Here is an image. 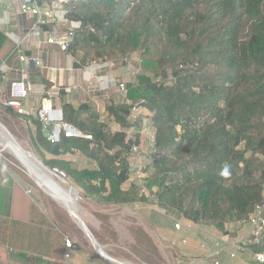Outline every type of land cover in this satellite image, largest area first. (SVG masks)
I'll use <instances>...</instances> for the list:
<instances>
[{
  "label": "trees",
  "instance_id": "obj_1",
  "mask_svg": "<svg viewBox=\"0 0 264 264\" xmlns=\"http://www.w3.org/2000/svg\"><path fill=\"white\" fill-rule=\"evenodd\" d=\"M63 5L67 20L81 24L69 53L82 64L114 65L129 64L137 55V71L124 83L125 103L107 110L123 130L112 133L89 107L65 105V123L92 139L62 136L53 144L40 132L39 145L58 158L37 153L44 165L64 172L94 205L154 203L219 233L230 223H248L264 205V0H63ZM4 65L21 69L15 45L0 30V70ZM140 102L150 117L136 123L129 138L128 103ZM0 122L7 126L1 117ZM34 123L40 131L38 117ZM145 127L152 129L154 152L141 188L128 184L135 173L129 156L134 146L142 147ZM77 153L87 165L69 159ZM0 179L4 189L3 169ZM20 196L13 190L0 215L16 216ZM83 218L91 231L85 212ZM95 219L110 230L95 233L100 243L123 241L145 260L158 251L139 227L123 239L110 217ZM60 247L59 259L65 241ZM250 249L264 255V237Z\"/></svg>",
  "mask_w": 264,
  "mask_h": 264
},
{
  "label": "crops",
  "instance_id": "obj_2",
  "mask_svg": "<svg viewBox=\"0 0 264 264\" xmlns=\"http://www.w3.org/2000/svg\"><path fill=\"white\" fill-rule=\"evenodd\" d=\"M55 1L37 0L43 11L53 10L57 12V16L48 19L45 24H37V17L21 12L23 0H0V19L6 18L8 22L7 25L0 27V30L15 45L17 51L15 40L21 41L20 49L27 59L26 63L20 61L21 69L19 70L10 69L6 65L1 67L0 105L6 108L5 102L13 99V83L26 80L31 91L26 98L20 100L23 114L10 116L17 119L22 126L28 125L31 138L33 137L32 142L33 139L36 140V142L34 140V144L32 143L34 148L37 153H42L46 160H57L58 158L47 153L38 143L40 132L48 140L51 134L42 124H40L39 131L34 123V120L37 119L38 110L45 101H50L55 108L62 110L65 105L76 109L89 107L97 114L102 115L100 121L106 124L112 133L120 132L123 129L112 117L108 116L107 110L125 103V96L117 83L133 81L135 79L132 77L134 71H137L131 65L128 67L129 73L127 74L116 69L113 63L91 62L82 64L79 56L75 57L57 45L48 44L49 38H60L72 27V22H66L59 15L62 10V2L59 1L55 4ZM36 61L40 62L39 66ZM128 76L130 78L126 80ZM128 104L131 105V103ZM12 111L20 114L15 110ZM145 117H150L148 111ZM131 129L124 130L128 136L132 132ZM146 135L150 137V141V131ZM80 154L77 153L69 159L74 158L76 160ZM82 157L87 164L85 157L83 155ZM74 159L72 161H75ZM4 189L0 188V197L3 198L4 202V205H0V209L3 211L6 206ZM85 201V213L93 212L112 217V214L117 215V211L121 210L130 216L132 223L145 232L158 250L165 254L166 258H162V262L159 260L157 264H261L254 258L257 253L250 249L253 244L240 248L241 244L250 236L251 226L249 223H230L226 226L224 233H219L187 220L176 211L150 203L135 206H98L91 204L87 199ZM18 211L26 214L24 207H18ZM0 216H5V214ZM22 216L24 217L15 221L20 223L21 229L27 230L29 221L25 215ZM30 219L32 220L31 216ZM181 220L183 226L178 230L175 225ZM190 225L191 227H189ZM77 227L80 232L73 235L78 239L80 246L77 247L75 243L76 248L70 252V258L66 264H118L117 262L153 264L154 259H157L154 256L150 257L152 251L147 260L143 259L132 250L130 251L123 241L116 245H109V243V246H106L100 243L94 235L106 255L114 260L110 261L98 253L86 234L78 225ZM117 232L119 233L118 230ZM20 235V243L26 245L29 242L26 234ZM122 236L124 235L122 234ZM40 238L45 245L44 241L47 239L45 231L42 232ZM24 254L26 253L24 252ZM26 256L21 255L20 260L22 257L26 260L28 257ZM45 259L50 258L46 256ZM21 263L20 261L19 264Z\"/></svg>",
  "mask_w": 264,
  "mask_h": 264
},
{
  "label": "rangeland",
  "instance_id": "obj_3",
  "mask_svg": "<svg viewBox=\"0 0 264 264\" xmlns=\"http://www.w3.org/2000/svg\"><path fill=\"white\" fill-rule=\"evenodd\" d=\"M137 60L138 56L134 55L129 64L115 65V68L121 70L123 73L128 74V67L130 65L134 68H137ZM132 77L134 78L135 76L133 75ZM129 78L130 77L128 76L126 80H129ZM0 117L5 120L6 125L8 126L5 127L8 130L10 128L12 132L10 130L9 131L17 140V142L23 146L25 150L31 152L39 158L37 151L33 146L34 141L32 142L31 132L29 131L28 125L22 126L17 121V119L10 116V114L2 105H0ZM145 123H147V121ZM144 130H147V132H144L145 141L142 143V148L144 149V152L150 156V159H148L145 156V153L143 154V152H132L133 149L131 150V154L129 156V162L132 166V171L135 173L129 178L128 184H131L135 181L142 186L141 188H144V178L152 171L149 169V165L153 161L152 153L154 152L153 145L149 142L150 137L146 135L149 131L152 133V129L145 127ZM132 132L129 134V138H131ZM136 147L140 146L136 145ZM78 158L80 159L78 160ZM71 159L73 160L74 158ZM75 161L81 162L83 165H87L81 154L76 158ZM136 165L140 166V169L135 168ZM0 169H3L7 174L6 184L5 187H3L5 188L4 194L6 197V205L10 203L11 192L15 189H18L21 191L22 196H20L17 201L19 203L17 207L26 208V214L21 213L17 209V215L15 214L16 216L7 211L5 216H0V264H19L20 261L22 262L21 264H52L50 262L52 259L56 262L60 261L61 264H65L64 254L60 259L58 257L60 255L59 249L61 248L60 246H62L63 242L68 239L72 242H75L77 247L78 245L80 246L78 239L73 235L75 233H79L80 231H78V227L72 220L70 214L62 205L55 202L52 197H49L42 190L43 188L38 182L35 169L29 163H21L15 156L3 151L1 148ZM136 171H139V174H137ZM56 180L60 181L59 179ZM65 180L67 179L65 178ZM65 188H67V186ZM142 192H145V190L143 189ZM33 198L36 199V202L33 200ZM25 201L27 202L25 203ZM78 204L85 206L86 203L84 201H79ZM151 204L155 205L154 203ZM117 212V215L112 214V217L108 216L110 217V226L113 227L116 232L117 230L119 231L120 235L117 232L119 238L121 237L124 239L122 234L128 236L130 229L136 225L132 223V218L126 213L121 210H118ZM86 214L89 217L91 232L93 235H95V237L96 232H100L102 230L110 231L109 228L101 225L95 219V215L101 214L93 212ZM22 215H25V218L27 221H29L27 230L21 229L22 226H19L20 223H16L15 221L19 220L20 217H24ZM30 216L32 217V220L30 219ZM43 231H45L47 234V239L44 241L46 243L45 245H43V241L40 238ZM20 234H26V237L29 241L26 245L20 243ZM108 244L109 243H106L104 245H116L114 242H111L109 245ZM82 248L85 250L87 249L85 247ZM129 250L131 251L130 248ZM24 252L26 254H24ZM90 252L93 251L90 250ZM21 255H27L28 257L26 256V260L23 257L22 260H20ZM46 256L50 259H45ZM152 256L156 257L160 261L162 258H166L165 254L160 250L157 252H151L150 257ZM10 260H12L14 263L10 262Z\"/></svg>",
  "mask_w": 264,
  "mask_h": 264
},
{
  "label": "built area",
  "instance_id": "obj_4",
  "mask_svg": "<svg viewBox=\"0 0 264 264\" xmlns=\"http://www.w3.org/2000/svg\"><path fill=\"white\" fill-rule=\"evenodd\" d=\"M62 2V10L60 11L59 15L62 19H64L66 22H69L66 18V11L64 10L63 0H56V2ZM21 12L24 14H30L32 16L37 17L38 23L37 24H45L48 19H53L55 16H57V12L53 10L49 11H43L40 7V5L37 3V0H23V4L21 5ZM6 18L0 19V27L2 28L4 25H7L8 22L6 21ZM71 28L66 32V34L60 38H49L48 44L50 45H57L59 46L63 51L68 52V49L73 42L75 31L80 29L81 24L79 22H72ZM16 46L19 52L20 61L22 63H26L27 59L23 55V52L20 49V43L21 41L15 40ZM36 64L39 66L40 62L36 61ZM117 86L119 87L120 91L124 94L126 97V89L124 86V83H117ZM31 91L30 85L26 82V80H23L21 82H16L12 84V96L13 99L7 100L4 104L6 108L15 110L16 112L23 114L22 111V103L21 99L26 98ZM147 109L144 107L143 102L137 103V104H131V110L130 114L128 116V123L131 125V128H135L134 126L139 121L143 120L147 114ZM38 119L42 123V125L45 128L51 127L52 132L49 135V141L53 144L59 143L62 136H65L66 138H83L87 140H91L92 137L89 135H85L81 133L79 130L74 128L73 126L65 123L64 119V113L63 110L60 108H55L53 104L50 101H45L40 109L38 110ZM132 130V129H131ZM144 132H147V130H144ZM149 134V132L147 133ZM151 142L152 145L154 143V135L151 133ZM132 152H143L145 153V156L150 159V156L144 152V149L142 147H133ZM135 168L140 169V166H135ZM54 171L60 175L63 179L66 178V174L64 172H61L57 169H54ZM137 174H139V171H136ZM145 190V189H144ZM146 194L148 192L145 190ZM251 226V233L247 240H245L240 248L248 247L254 243L259 242L264 237V205L258 206L254 213L251 215L249 222ZM183 226L182 220L178 222L175 227L176 229L180 230ZM191 227V225L189 226ZM65 253H64V262L65 264L70 258V252L76 248L75 242H72L70 240L65 241ZM254 258L256 261H258L261 264H264V255L263 254H255Z\"/></svg>",
  "mask_w": 264,
  "mask_h": 264
},
{
  "label": "bare ground",
  "instance_id": "obj_5",
  "mask_svg": "<svg viewBox=\"0 0 264 264\" xmlns=\"http://www.w3.org/2000/svg\"><path fill=\"white\" fill-rule=\"evenodd\" d=\"M0 148L15 156L21 163H29L36 172L38 182L40 186L43 188L44 192L52 197L53 200L60 205H62L65 209L72 211V202L75 200L73 194H70L71 189L68 188L67 184L64 182L57 181L56 177L49 175L45 172L42 165L35 158L36 155L31 152L25 150L23 146H21L17 141H13L10 139L6 131L0 126ZM67 186V188H65ZM72 218V217H71ZM73 220V218H72ZM74 221V220H73ZM79 226V225H78ZM80 229L86 234V236L90 239L93 246L97 249L98 253L104 258L109 259L110 261H114L109 258L106 253L103 251V247L98 245L94 239L92 238V233L87 228L84 223V227L79 226ZM118 264H123L119 263ZM125 264V263H124Z\"/></svg>",
  "mask_w": 264,
  "mask_h": 264
},
{
  "label": "water",
  "instance_id": "obj_6",
  "mask_svg": "<svg viewBox=\"0 0 264 264\" xmlns=\"http://www.w3.org/2000/svg\"><path fill=\"white\" fill-rule=\"evenodd\" d=\"M0 126L6 131V133L8 134V136L10 137L11 140L13 141H17L13 135L11 134V132L0 122ZM35 158L38 160V162L42 165L43 169L45 170V172L49 175H52L54 177H56L57 179L61 180L62 182H64L65 184H67L68 188L71 189L70 194H73L75 197V200L72 202V211L70 212L69 210L65 209L70 216L73 218L74 222L76 223V225L81 226L82 228L84 227V221H83V217H84V212H85V206H82L81 204H78L79 201L81 202H86L85 198L81 195V193L79 192V190L77 188H75L70 182H68L67 180L63 179L60 175H58L54 170L48 168L47 166L44 165V163L37 157L35 156ZM93 234V233H92ZM92 238L94 239V241L100 245V243L95 239L94 235L92 236Z\"/></svg>",
  "mask_w": 264,
  "mask_h": 264
},
{
  "label": "clouds",
  "instance_id": "obj_7",
  "mask_svg": "<svg viewBox=\"0 0 264 264\" xmlns=\"http://www.w3.org/2000/svg\"><path fill=\"white\" fill-rule=\"evenodd\" d=\"M227 173H225V175H226Z\"/></svg>",
  "mask_w": 264,
  "mask_h": 264
}]
</instances>
